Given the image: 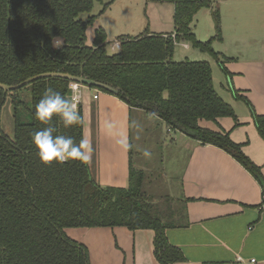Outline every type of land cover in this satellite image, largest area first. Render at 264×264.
Returning <instances> with one entry per match:
<instances>
[{
  "label": "trees",
  "instance_id": "16d2710c",
  "mask_svg": "<svg viewBox=\"0 0 264 264\" xmlns=\"http://www.w3.org/2000/svg\"><path fill=\"white\" fill-rule=\"evenodd\" d=\"M96 1L104 0H0V82L16 84L40 73L64 72L111 84L120 89L114 95L131 108L157 115L169 130L226 151L258 180L264 195L262 167L246 155L243 144L233 141L229 131L200 125L202 120L218 122L225 117L238 121L233 106L216 89L211 63L174 59L177 44L191 42L232 76L225 66L229 59L213 49V42L222 39L219 9L212 10L213 37L200 41L194 33L196 13L211 8L213 0H156L174 5V34L119 36L121 46L113 53L104 29L97 30L92 46L86 44L96 16L83 20L80 15L92 11ZM70 83L66 78L46 77L7 93L0 88V264H91L88 247L65 229L93 227L153 230L158 262H185L183 251L169 242L166 230L190 224L188 201L156 199L147 193L146 173L134 164V147L128 187H102L93 178L89 161L46 165L39 160L30 134L47 125L36 119L35 104L47 86L70 98ZM233 94L252 108L239 90L234 88ZM7 102L13 105V137L1 127ZM77 111L83 118L80 126L65 128L53 118L57 134L77 141L85 138L81 104ZM253 114L264 139V115L255 110Z\"/></svg>",
  "mask_w": 264,
  "mask_h": 264
},
{
  "label": "crops",
  "instance_id": "0c3cea01",
  "mask_svg": "<svg viewBox=\"0 0 264 264\" xmlns=\"http://www.w3.org/2000/svg\"><path fill=\"white\" fill-rule=\"evenodd\" d=\"M153 1L155 7L168 6L169 17H157L155 22L162 28L158 24L149 32L174 34V5ZM214 8L220 11L222 39L213 42V49L220 57L229 59L225 66L232 74L226 76L223 72L228 87L222 84V89L217 91L226 95L224 97L233 106L238 121L225 117L218 122L202 120L200 125L229 131L232 140L243 144L246 155L262 167L264 175V139L258 132L253 114L255 110L264 115V0H213L209 9L212 12ZM213 26L208 36L198 38L195 34L196 37L200 41L209 40L216 33L215 24ZM110 39L108 37L112 42ZM178 44L192 49L187 42ZM200 52L209 56L201 60L213 59L208 52ZM196 54L194 59H198L200 53ZM215 62L219 65L217 60ZM234 88L250 101L252 108L244 98H234ZM96 93L99 94L97 99L94 98ZM83 94L84 135L91 145L88 161L92 176L102 187H128L130 148H121L118 141L126 137L131 144L133 115L144 122L148 117L160 118L131 108L111 93L84 89ZM145 115L148 117L144 118ZM177 138L183 139L176 135L171 141ZM185 148L177 197L188 201L190 224L166 230L169 242L179 247L186 257L185 262L177 264H264V195L258 180L219 147L189 139ZM78 232L80 236L75 240L88 247L91 264H160L154 255L153 230L93 227ZM109 250L118 256L119 263L108 257Z\"/></svg>",
  "mask_w": 264,
  "mask_h": 264
},
{
  "label": "rangeland",
  "instance_id": "374dc122",
  "mask_svg": "<svg viewBox=\"0 0 264 264\" xmlns=\"http://www.w3.org/2000/svg\"><path fill=\"white\" fill-rule=\"evenodd\" d=\"M107 3L109 6L107 9H104ZM153 3V0H104L103 3L96 1L92 11L81 13L80 15V18L83 20H88L90 17L96 16L95 21L88 27L86 44L89 46L93 45L97 30L101 28L111 38L110 40L112 42L108 50L110 53H113L118 50L115 44L121 43L117 37H134L144 32L153 31L160 24L155 22L157 17H169L168 6L155 7ZM213 22L214 19L210 9H200L194 18V33L198 38L200 36H208L210 27H214ZM159 28H162L161 24ZM187 43L192 47L191 50L185 49L184 45L177 44L174 53L175 60L180 61L187 57L190 60H201V58L209 57L208 54L200 52L201 50L198 48L195 50L191 42ZM196 53H200L198 59H194L197 58L194 57ZM209 61L212 66L214 83L217 90L222 89V84H225V88H227L228 86L224 80L225 76L220 65L215 62L214 58H210ZM84 89L93 90L94 88L86 87ZM220 94L221 96L223 95L222 92ZM224 96L222 97L225 99ZM143 117L148 116L145 115ZM145 119L146 122L141 119L137 120L136 116L133 115L131 121V142L135 145L134 164L136 169L146 173V181L143 186L144 190L156 199L177 197L180 192V179L185 162V156L182 152L187 151L185 146L189 139H194L188 135L185 136L186 134L184 133L170 132L166 123L160 119L158 120L156 117L153 119L149 117ZM1 127L11 137L14 136L13 105L10 102H7L3 107ZM176 135L183 139L179 140L177 138L178 140L171 141L173 136L176 137ZM144 147L151 149L152 157L150 159H146L141 155L140 149ZM165 204L166 202H160L159 205L162 206ZM81 229L84 228H66L65 232L69 237L77 239L80 236L78 231ZM111 253H113V250L108 251V257L111 260H118V256ZM120 261L122 263V257Z\"/></svg>",
  "mask_w": 264,
  "mask_h": 264
},
{
  "label": "clouds",
  "instance_id": "9594fccd",
  "mask_svg": "<svg viewBox=\"0 0 264 264\" xmlns=\"http://www.w3.org/2000/svg\"><path fill=\"white\" fill-rule=\"evenodd\" d=\"M55 44L59 46L61 40H55ZM78 102L79 95L75 90H73L72 96L68 98L53 86H47L35 104L36 119L47 125L30 134L31 143L42 163L46 165L52 162L64 164L71 161L86 162L90 159L91 145L87 139L81 138L77 141L73 136L57 134L58 129L52 123L53 118L57 117L65 128L82 125L83 118L77 111ZM118 143L125 150L135 147L129 143L126 137L119 140ZM140 152L146 159L152 157L150 148H141Z\"/></svg>",
  "mask_w": 264,
  "mask_h": 264
},
{
  "label": "water",
  "instance_id": "95a60500",
  "mask_svg": "<svg viewBox=\"0 0 264 264\" xmlns=\"http://www.w3.org/2000/svg\"><path fill=\"white\" fill-rule=\"evenodd\" d=\"M46 77H60V78H66L70 80L71 82H78L80 84L86 85L88 87H95L96 89H104L112 94H118L120 92V89L118 87H115L111 84L105 83L103 81L95 80L89 77H85L82 75H72L70 73H64V72H45L40 73L34 76H31L24 81L16 84H5L0 82V88H2L5 93L8 91H13L16 89H20L26 85H29L33 81L40 79V78H46Z\"/></svg>",
  "mask_w": 264,
  "mask_h": 264
},
{
  "label": "built area",
  "instance_id": "2783aa9c",
  "mask_svg": "<svg viewBox=\"0 0 264 264\" xmlns=\"http://www.w3.org/2000/svg\"><path fill=\"white\" fill-rule=\"evenodd\" d=\"M120 46H121V43H116V44H115V47L120 48ZM115 47H114V48H115ZM86 87H88V86L83 85V84H80V83H78V82H71V83H70V86H69V88H70V90H71L70 97H71L72 94H73V90H75V91L78 93V95H79V102H78V104H77V110L79 109L80 104H81L82 101H83V96H84L83 91H84V88H86ZM98 97H99V94L96 93V94L94 95V98L97 99Z\"/></svg>",
  "mask_w": 264,
  "mask_h": 264
}]
</instances>
